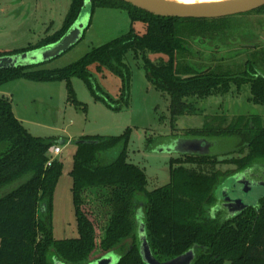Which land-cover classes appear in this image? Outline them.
<instances>
[{"label":"trees","instance_id":"trees-1","mask_svg":"<svg viewBox=\"0 0 264 264\" xmlns=\"http://www.w3.org/2000/svg\"><path fill=\"white\" fill-rule=\"evenodd\" d=\"M87 1L91 3L92 14L96 8L126 12L132 22L128 33L63 69L41 70L40 66L0 69V87L20 79L66 81L72 96L71 80L80 78L101 97L89 72L91 66L97 65L99 70L107 69L121 77L127 91L130 74L125 59L132 51L136 58L143 59L149 83L169 95L173 124L180 117L196 115L197 101L231 91L230 84L234 82L249 84L250 102L264 107V70L256 63H251L241 77L218 75L212 69L198 72L190 65L182 70L175 65L180 55L191 54L184 39L185 31L208 32L211 23L224 18H162L118 0H71L60 32L36 48L0 53V58L58 43L77 21ZM256 11L264 12V7ZM136 21L146 24L145 35L135 32L132 25ZM150 53L166 55L169 60L153 63L148 59ZM124 103L128 100L124 99ZM188 134L207 141L236 138L234 154L242 157L220 161L210 154L183 156L171 162L170 183L149 192L144 171L127 161L128 134L73 141L77 153L71 174L72 193L79 237L55 240L51 203L62 165L53 162L47 167V163L50 150L60 141L32 136L16 118L10 100L0 98V190L19 184L0 198V264H89L96 261L93 256L98 252L102 256L116 254L120 258L118 264H145L140 254V220L159 262L194 250L196 257L192 264H264V198L257 208L250 207L233 218L220 207L217 195L231 176L250 171L256 180L259 174L264 175L262 118L242 116L230 126L225 123L218 128L205 126ZM61 143L67 145L68 141ZM226 164L236 170L219 169Z\"/></svg>","mask_w":264,"mask_h":264},{"label":"rangeland","instance_id":"rangeland-1","mask_svg":"<svg viewBox=\"0 0 264 264\" xmlns=\"http://www.w3.org/2000/svg\"><path fill=\"white\" fill-rule=\"evenodd\" d=\"M70 7L71 0H0V53L13 54L40 46L62 30ZM259 12L216 20L208 26V32L185 31L184 39L191 48V54L180 55L175 65L182 70L190 65L198 72L212 69L218 75L234 77L245 76L251 63L264 70V12ZM84 18L87 20L86 27L89 21L90 25L79 43L60 57L38 65L41 70H59L78 62L93 49L128 33L132 23L121 9L96 8L91 14L88 7L79 20ZM132 27L141 36L147 32L144 22L136 21ZM148 59L153 63L169 60L166 55L154 53L148 54ZM125 62L130 74L127 91L121 77L107 69L99 70L97 65L89 68L101 97L80 78L71 80L74 97L66 81L20 79L0 87V98L10 100L16 118L32 136L60 141L57 147L61 149V154L50 156L53 162L62 165L51 203L55 240L79 237L72 193L71 174L77 153L73 141L82 137H123L128 134L127 161L144 171L147 190L152 192L170 183L171 162L186 156L181 154L177 144L198 140L190 136L189 131L205 126L218 128L224 123L230 126L242 116H260L264 128V107L250 102V85L242 82L231 83V91L226 94L197 101L196 115L180 117L173 124L170 97L149 83L143 59L136 58L129 51ZM124 99L128 100L127 104ZM118 105H122L120 109L113 108ZM61 140L68 141V144H62ZM208 141L212 144L208 155H214L220 161L242 157L234 154L238 144L236 138ZM219 169L227 172L236 170V167L226 164ZM235 176L229 177L223 184L232 186ZM254 182L258 186L250 194L242 195L250 205H258L264 195V175L259 174ZM18 185L0 190V198ZM139 215H142L140 210ZM104 256L98 252L93 260Z\"/></svg>","mask_w":264,"mask_h":264},{"label":"water","instance_id":"water-1","mask_svg":"<svg viewBox=\"0 0 264 264\" xmlns=\"http://www.w3.org/2000/svg\"><path fill=\"white\" fill-rule=\"evenodd\" d=\"M133 7L147 12L151 15L162 18H178V19H197V20H214L231 16L250 13L264 7V0H235L222 3H200L194 5H184L167 0H118ZM90 8L92 14L91 3L87 1L81 11ZM77 21L69 29L67 34L56 44L47 47L18 54L14 56H6L0 58V69H14L20 66H38L52 61L71 50L83 37V33L89 27L86 18ZM86 27V28H85ZM79 143V142H76ZM178 147L181 154L184 155H207L210 150V144L207 140L198 139L186 142H179ZM250 171L236 174L233 178L232 186L223 184L217 191L221 207L226 209L231 217L243 213L246 209L257 208L258 205H250L244 200L243 196L250 194L258 184L248 179ZM264 186V184L262 185ZM243 195V196H242ZM140 216V215H139ZM140 238V254L145 264H192L195 260V251L190 250L182 256H179L168 262H159L154 257L145 232V225L139 223ZM119 256L116 254H108L104 257L91 262L89 264H118ZM56 264H64L57 262Z\"/></svg>","mask_w":264,"mask_h":264},{"label":"bare ground","instance_id":"bare-ground-1","mask_svg":"<svg viewBox=\"0 0 264 264\" xmlns=\"http://www.w3.org/2000/svg\"><path fill=\"white\" fill-rule=\"evenodd\" d=\"M167 1L178 4H184V5H194L200 3H222V2L235 1V0H167Z\"/></svg>","mask_w":264,"mask_h":264},{"label":"built area","instance_id":"built-area-1","mask_svg":"<svg viewBox=\"0 0 264 264\" xmlns=\"http://www.w3.org/2000/svg\"><path fill=\"white\" fill-rule=\"evenodd\" d=\"M61 152H62L61 149H60L59 147L55 146V147H53V148L50 150V155H49V156H51V155L58 156V155L61 154ZM52 164H53V159L50 157V160H49L48 163H47V167H51Z\"/></svg>","mask_w":264,"mask_h":264},{"label":"flooded vegetation","instance_id":"flooded-vegetation-1","mask_svg":"<svg viewBox=\"0 0 264 264\" xmlns=\"http://www.w3.org/2000/svg\"><path fill=\"white\" fill-rule=\"evenodd\" d=\"M246 48L249 49L248 47H246ZM248 179L251 180V181H254L253 175L251 173L248 175ZM221 205H222V203L220 204V207H221Z\"/></svg>","mask_w":264,"mask_h":264},{"label":"crops","instance_id":"crops-1","mask_svg":"<svg viewBox=\"0 0 264 264\" xmlns=\"http://www.w3.org/2000/svg\"><path fill=\"white\" fill-rule=\"evenodd\" d=\"M209 144H210V142H209ZM211 147H212V144H210V149H211ZM210 151V150H209Z\"/></svg>","mask_w":264,"mask_h":264}]
</instances>
